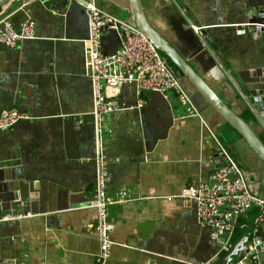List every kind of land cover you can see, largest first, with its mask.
<instances>
[{
  "label": "crops",
  "instance_id": "crops-1",
  "mask_svg": "<svg viewBox=\"0 0 264 264\" xmlns=\"http://www.w3.org/2000/svg\"><path fill=\"white\" fill-rule=\"evenodd\" d=\"M94 1L124 20L132 8V0ZM261 1L185 0L195 20L204 28L212 27V39L241 73L257 72L262 42L236 29ZM141 2L149 19L203 72L199 54L195 59L193 31L183 30L162 0ZM27 16L34 20L39 37L14 47L0 44V100L5 99L0 106L10 108L8 100L14 99L18 106L11 107L33 117L0 133V163L6 162L0 166V199L6 202L15 193L23 204L18 212L2 216L0 264H96L97 214L86 207L93 200L97 176L93 84L84 73L82 45L88 37L89 14L75 0H12L0 21L8 17L19 28ZM119 41L114 32L104 31V55L113 54ZM106 91L111 94V89ZM115 98L119 109L104 118L113 225L109 264H149L150 260L172 264V257L192 250L218 263L237 245L256 208L236 219L232 233L219 240L228 247L221 251L198 224L195 206L175 197L188 190L187 182L206 178L221 164L207 131L197 117L186 115L173 96L174 113L155 92H148L138 106L132 83L125 84ZM173 114H180L181 120ZM206 114L218 130L217 115ZM242 116L261 131L248 109ZM259 136L264 139V133ZM230 137L234 157L254 186L259 181L256 152L234 133Z\"/></svg>",
  "mask_w": 264,
  "mask_h": 264
},
{
  "label": "built area",
  "instance_id": "built-area-1",
  "mask_svg": "<svg viewBox=\"0 0 264 264\" xmlns=\"http://www.w3.org/2000/svg\"><path fill=\"white\" fill-rule=\"evenodd\" d=\"M75 1L89 14L88 37L82 40V45L85 72L93 84L91 114L94 117V159L97 176L93 200L86 207L94 208L97 214L99 251L96 264H109L113 246L110 235L113 225L109 213L112 200L107 197L111 176L105 154L104 118L119 109L115 97L125 84L134 82L138 106L143 104L144 96L148 92H169L184 107L187 116L202 118L164 56L142 32L126 20L106 13L94 0ZM0 24V44L7 47H14L22 40L37 37L35 22L31 18L24 20L19 28H15L8 17L3 18ZM191 27L199 33L200 27L194 24ZM106 30L115 32L120 40L119 47L111 55H104L101 49L102 34ZM107 88L111 89L110 95ZM32 118L17 108H4L0 111V131L10 130L18 121ZM213 139L224 165L212 171L207 180L196 188L190 187L181 197L195 203L196 220L199 225L212 229L210 237L213 241L229 236L234 230L236 219L250 208H256L257 216L253 221L246 250L237 263L259 264L258 254L264 253V236L259 235L264 222V197L250 192L238 162L214 134ZM220 250L228 251L225 241ZM210 262L209 260L200 264Z\"/></svg>",
  "mask_w": 264,
  "mask_h": 264
},
{
  "label": "water",
  "instance_id": "water-1",
  "mask_svg": "<svg viewBox=\"0 0 264 264\" xmlns=\"http://www.w3.org/2000/svg\"><path fill=\"white\" fill-rule=\"evenodd\" d=\"M162 1L166 5L167 9L171 11L179 24H181L183 30H186L188 32L193 31L192 44L194 47V52L197 53L195 54V59L199 54L200 57L198 59L200 61V66L202 67L203 72L197 70L191 64L189 58L163 34L161 29L156 24H154L151 19H149L142 6L141 0H132V8L130 9V15L128 16L126 21L132 26L136 27L140 32H142L156 47V49L164 56L165 60L168 62L170 69L177 78L180 86L188 95L191 103L199 112L202 118L195 119L199 122L202 129L207 131L209 138L211 139L214 146L215 141L213 139V134L219 138L228 152L236 160L233 154L234 145L231 142L232 140L230 137V135L234 133L235 136H238L237 140L240 143L248 144V146L254 152H256V170L259 173V181L255 182L254 186H252V181L250 180V178L245 177L244 171L243 174L250 192L264 197V139L260 138L259 136V134L264 133V0H262L258 4V6L254 4L255 13L250 16V18H248V20L243 23L242 26L236 29L238 34L240 35H252L255 37H260L261 39V60L259 62V67L257 68V72L253 73L237 72L235 64L229 62L228 59L224 57L222 50L212 39V27L204 28L198 20H195L185 0ZM11 2L12 0H0V18L3 15L6 6H8ZM180 8L183 9L185 15L181 12ZM29 17L30 16H27L26 19ZM188 19L191 22L195 23L194 25L200 27L199 34L201 35V37L196 35L198 33H194V30L191 27L192 24H189ZM1 28L2 26L0 24V29ZM107 31L108 30H106L105 32ZM38 37L39 36L37 35L36 38ZM27 40L28 39L22 41ZM238 65L240 66L241 63ZM84 73L86 74L85 70ZM131 83L135 86L134 82ZM155 94L161 96L163 102H165L166 105L168 104L170 106L171 113H174L172 110L173 107L170 103V98L171 96H173L175 100V96L169 92H155ZM0 101H5V99ZM8 101L10 103V107L12 106V104H16L18 106L17 102H14V99L12 100V102H10L11 100ZM135 103L136 102H134L133 104ZM1 109H3V106H0V111ZM247 109L252 115L254 114V118H256L258 122H260V124L258 123V126L259 128H261V131L258 128L254 127L251 122L246 121L243 118L242 114L244 111H247ZM207 111H209L210 113L214 112L217 115L215 128L217 127L218 130H215L209 123V117H207L206 114ZM173 115L175 120H181L180 114ZM3 132L4 131H0V133ZM215 148L216 146L213 148L214 151L217 150H215ZM216 155H218V157L220 158L221 164L220 166L214 167L212 171L224 165L223 158L220 156L218 151H216ZM4 164L6 165V162H1L0 166H3ZM208 176L206 178H201L202 180L200 181L197 179V177H194L193 182H187V184L185 185L186 189H189L190 187L196 188L200 183L205 182ZM180 195L181 194H178L175 197H180L179 199L183 204H191L196 208V205L193 201L188 198H182ZM16 198V194L13 193L10 196V199H12L13 202H10V199H5L6 202L1 201L0 199V219L3 215L10 213L12 214L15 211H19L16 210L17 207L23 204L19 199ZM12 208L14 210H11ZM256 216L257 212H255L253 214V218L250 219V224L244 227V233L237 242V245L227 254H225L218 263L210 262V264H238L237 262L240 255L246 250V244L251 234L253 221ZM2 221L3 220H0V225ZM202 228L209 234L212 232V229L209 227L204 226ZM259 235L264 236V229L260 230ZM216 245L221 248L222 243L220 241H217ZM147 251L152 253L153 256H156L155 252H151L149 250ZM180 254L181 256H177L176 258L172 257L173 259L169 261L172 264H200L205 263L210 257V255H203L199 257L194 253V250H192V252L186 251ZM258 262L259 264H264L263 253L258 254ZM153 263V260H150L149 264Z\"/></svg>",
  "mask_w": 264,
  "mask_h": 264
},
{
  "label": "rangeland",
  "instance_id": "rangeland-1",
  "mask_svg": "<svg viewBox=\"0 0 264 264\" xmlns=\"http://www.w3.org/2000/svg\"><path fill=\"white\" fill-rule=\"evenodd\" d=\"M2 20V19H1Z\"/></svg>",
  "mask_w": 264,
  "mask_h": 264
}]
</instances>
